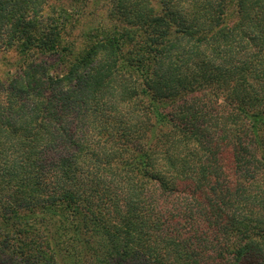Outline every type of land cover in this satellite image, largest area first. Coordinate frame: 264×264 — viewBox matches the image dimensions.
Segmentation results:
<instances>
[{
	"label": "trees",
	"instance_id": "16d2710c",
	"mask_svg": "<svg viewBox=\"0 0 264 264\" xmlns=\"http://www.w3.org/2000/svg\"><path fill=\"white\" fill-rule=\"evenodd\" d=\"M56 1L0 0V264H264V0Z\"/></svg>",
	"mask_w": 264,
	"mask_h": 264
},
{
	"label": "rangeland",
	"instance_id": "374dc122",
	"mask_svg": "<svg viewBox=\"0 0 264 264\" xmlns=\"http://www.w3.org/2000/svg\"><path fill=\"white\" fill-rule=\"evenodd\" d=\"M60 0H57L55 3H59ZM150 3H152L157 9L162 8V5H164L165 1H169V0H147ZM88 19L90 20V22L95 23L96 22V18H94V16H98V17H102V18H110L112 17L111 14H107L106 13V7H100L98 5H94L92 6V8L88 9ZM109 17H108V16Z\"/></svg>",
	"mask_w": 264,
	"mask_h": 264
}]
</instances>
